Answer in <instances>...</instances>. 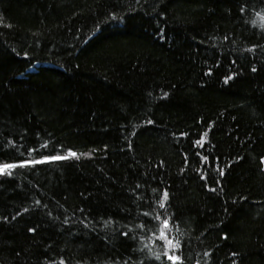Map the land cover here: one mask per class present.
<instances>
[{
    "label": "trees",
    "instance_id": "obj_1",
    "mask_svg": "<svg viewBox=\"0 0 264 264\" xmlns=\"http://www.w3.org/2000/svg\"><path fill=\"white\" fill-rule=\"evenodd\" d=\"M0 169V264H264V0H0Z\"/></svg>",
    "mask_w": 264,
    "mask_h": 264
},
{
    "label": "snow or ice",
    "instance_id": "obj_2",
    "mask_svg": "<svg viewBox=\"0 0 264 264\" xmlns=\"http://www.w3.org/2000/svg\"><path fill=\"white\" fill-rule=\"evenodd\" d=\"M206 135V134H205ZM72 155H75V153H73ZM57 158H66V157H57ZM6 168H10V167H14L13 165H7V166H5ZM3 171V169H0V172H2ZM167 198H168V194L165 192L164 193V196H163V199L164 200H167ZM161 206H163V204H161ZM164 227L165 228H167L168 227V223H167V221H164ZM162 235V238H166V237H164V234L162 233L161 234ZM168 244H169V247L170 248H175V247H177L178 245H173L172 244V242L169 240L168 241ZM169 259H171V260H174V262H175V259H178V258H176V257H173V256H169Z\"/></svg>",
    "mask_w": 264,
    "mask_h": 264
}]
</instances>
